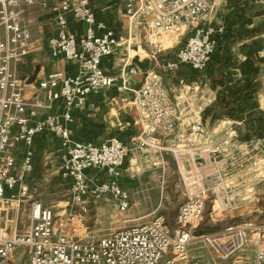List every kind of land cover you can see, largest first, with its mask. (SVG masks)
<instances>
[{
	"label": "built area",
	"instance_id": "built-area-1",
	"mask_svg": "<svg viewBox=\"0 0 264 264\" xmlns=\"http://www.w3.org/2000/svg\"><path fill=\"white\" fill-rule=\"evenodd\" d=\"M114 1L119 2L120 16L129 21V33L135 28L148 37V43L167 34L185 38L176 55L163 65L165 71L177 72L183 64L196 72L207 69L224 31L217 19L225 0ZM35 3L0 0V264H208L192 255L190 247L196 241L221 260L232 259L253 245L251 264H264V224L244 221L195 236L207 205L215 221L231 213L234 217L236 194L244 188L237 185L253 179L252 191L264 180V130L251 137H242L237 130L212 136L203 124V112L219 98L215 91L193 88L196 101L192 103L183 95L173 99L154 69L132 65L117 74L105 72L103 59L115 54L132 33L118 37L97 18L91 0H55L52 4L54 34L47 40L48 51L53 58L74 60L77 72L47 73L27 98L25 89L30 83L17 64L34 49L25 13ZM72 19L86 24L81 38L69 30ZM104 88L132 93V102L141 117L151 120L150 127L162 122L169 132L165 139L148 132L138 146H150L174 160L185 198L173 231L165 215L155 213L147 221L112 233L83 237L91 203L110 197L122 212L133 204L122 182V166L131 152L127 141L114 136L102 143L74 142L67 126L73 108ZM59 99L67 108L62 116L47 113L39 117L41 109L52 108ZM42 134L58 137L62 143L60 174L69 182L70 198L61 211L31 198L33 146ZM93 168L102 170L105 177L95 180L89 176ZM21 204L24 212L28 210L27 224L18 230L16 225L9 226L8 222L15 221L9 213ZM18 249L24 250V261L15 258Z\"/></svg>",
	"mask_w": 264,
	"mask_h": 264
},
{
	"label": "crops",
	"instance_id": "crops-1",
	"mask_svg": "<svg viewBox=\"0 0 264 264\" xmlns=\"http://www.w3.org/2000/svg\"><path fill=\"white\" fill-rule=\"evenodd\" d=\"M54 1L36 0L34 5L26 9L25 18L33 31L32 46L34 49L17 64V69L23 77L29 80L37 67L40 68L36 80L25 89L27 98L34 95L38 80L47 73L62 71L67 75H74L77 72V63L74 60L53 58L47 48V40L54 34V19L51 11ZM91 5L97 18L112 27L118 37L127 38L132 33V38L124 42L115 54L103 59L102 68L105 72L117 74L124 66L132 65H139L145 70L154 69L163 78L173 99L178 95H183L189 97L192 103L196 101L193 96L195 87L215 91L219 98L213 105L219 102L221 107L225 106L221 98L229 100L232 94H236L241 106L239 112L234 114V119L224 116L213 123L203 121L207 132L212 133V136H219L237 130L243 136L242 132L247 128L249 134L243 137H251L260 135L264 130V0L224 1L217 19L218 25L223 26L224 31L219 34L216 53L203 72H196L186 64L181 65L177 72L164 70L163 65L172 58L170 51H162L174 47L176 41L174 42L172 37L179 39L176 34L168 35L171 38L166 39L168 40L166 47H161L163 44H157L154 39L148 43V37H144L135 28L129 33V21L120 16L119 2L91 0ZM69 30L77 38H81L85 34L86 24L72 19ZM160 48L161 50L156 51ZM250 84L256 85L253 98L245 96L247 86ZM132 97V93L118 92L115 88H104L98 93H91L82 106L73 108V119L67 123V126L74 142L102 143L111 136H119L131 142V152L122 166V182L132 194L133 207L138 203V198L140 202L148 199L146 194L151 188L143 185L148 175L160 178L161 175L167 174L170 177L176 172L171 155L159 154V151L150 146H138L148 132H152L157 139H165L169 132L162 122L150 127L151 120L140 116L131 100ZM66 109L64 100L59 99L53 103L52 108L41 109L39 117H44L47 113L62 116ZM33 148L35 166L30 175L32 200L42 202L35 198L34 194L37 197L40 196L36 185L38 181L44 179L51 181L50 186L53 187L55 193L62 192V190L69 191V182L64 180L60 174L62 163L60 138L51 134H42L36 138ZM152 170L154 172H151ZM88 175L95 180H102L105 177L102 170L95 168L89 170ZM244 182L237 185L238 188H244L236 194L234 208L237 211H234V215L248 218L238 223L250 221L251 214L262 216L261 213L264 212V180L256 184L252 191L250 184L253 179H245ZM135 190L142 197H138ZM131 209L124 212L121 218L125 223L144 221L149 216L143 215V209L139 211ZM232 215V213L229 214L230 217ZM208 250L212 256L208 264H228L212 261L214 256L209 248ZM192 255L200 257L194 253ZM253 256L254 250L251 245L230 259L232 262L229 264H251Z\"/></svg>",
	"mask_w": 264,
	"mask_h": 264
},
{
	"label": "rangeland",
	"instance_id": "rangeland-1",
	"mask_svg": "<svg viewBox=\"0 0 264 264\" xmlns=\"http://www.w3.org/2000/svg\"><path fill=\"white\" fill-rule=\"evenodd\" d=\"M168 35L169 34L160 38L157 42L159 43L161 42L160 45H162L163 41H165L167 38H171V36L168 37ZM172 39L174 40V42L176 41L174 43V47L162 51V52L170 51L171 58H173L176 55L177 51L180 49V47L184 45L185 38L177 39L176 37L174 38L172 37ZM161 47H166V45L165 46L162 45ZM222 118L224 117L222 116ZM242 134L243 136L248 135L249 134L248 129L245 128V131L243 130ZM128 144L131 148L132 147L131 142H128ZM151 172H154V170H152ZM48 178L51 179V177ZM50 184L51 181H47L46 179L42 181H38L36 185L37 186L36 189L40 196L37 197L34 194V197L42 200L43 204L49 206H55V208H57V211H61L62 205H65V201H67L70 198L69 191L62 190V192L55 193L53 191V187L50 186ZM136 185L138 186L139 183ZM143 185H145V187L151 188L148 194H146L148 199L145 201H141L142 202L141 203L140 198H138V203L135 206H133L131 210L139 211L143 209L144 210L143 215H149L147 219H145L144 221L149 220L155 213H163L166 217L168 225L173 231L179 205L183 202L185 198V188L180 183L178 175L171 174V176L168 177L167 174H165V175H161L160 178L158 177L155 178V176L148 175L147 180L143 181ZM135 193L138 195L136 190ZM138 197H142V196L138 195ZM97 201H98L97 203H91L90 205L91 206L90 211L86 217V222H85L86 230L83 233L84 238H97L102 235L117 231L126 226H130L142 222L139 221L136 223H125L123 219H121L124 212L120 211L115 207L114 201L110 197L101 198ZM210 212H211V206L209 204L207 205L206 214L204 216L202 223L195 231V236H201L209 232L220 230L226 226L236 224L239 221H243L244 219L248 218L246 216L240 217L238 215H234V217L231 218L227 217L225 219L215 221L214 219L211 218ZM9 214H10V218L16 221V223L15 221L11 223L8 222L9 226L14 227L16 225L18 230H21V228H23V226L27 224L25 221H27L26 218H27L28 210L24 212L23 204H21V206L18 207L17 205H15L13 208H10ZM261 214L263 215L256 216L254 214H251L249 218L254 223L264 224V212ZM1 225L3 226V224ZM23 251H24L23 249H18L15 253V258L24 261L26 257H24L25 255ZM190 251L191 253L196 254V256H200V258L203 259L205 262H209L210 261L209 259L212 257L211 253L208 250V247L205 246L202 242H198V241L194 242L193 246L190 247ZM212 261H215L217 263L221 262L228 264L232 262V260L230 259L221 260L216 257H214V260Z\"/></svg>",
	"mask_w": 264,
	"mask_h": 264
},
{
	"label": "trees",
	"instance_id": "trees-1",
	"mask_svg": "<svg viewBox=\"0 0 264 264\" xmlns=\"http://www.w3.org/2000/svg\"><path fill=\"white\" fill-rule=\"evenodd\" d=\"M255 86L256 85L251 84L247 86V92L245 94L247 98L254 97V93L256 91ZM221 102L225 105L224 107H221L220 103L218 102L203 112V121H209L210 123H213L214 121L222 118V116L234 117V114L239 112L241 102L236 98V94H232L229 100L224 98V100H221Z\"/></svg>",
	"mask_w": 264,
	"mask_h": 264
},
{
	"label": "water",
	"instance_id": "water-1",
	"mask_svg": "<svg viewBox=\"0 0 264 264\" xmlns=\"http://www.w3.org/2000/svg\"><path fill=\"white\" fill-rule=\"evenodd\" d=\"M39 71H40V68L37 67V69L35 70L34 74H33V75L31 76V78L28 80V83H33V82L36 80Z\"/></svg>",
	"mask_w": 264,
	"mask_h": 264
},
{
	"label": "bare ground",
	"instance_id": "bare-ground-1",
	"mask_svg": "<svg viewBox=\"0 0 264 264\" xmlns=\"http://www.w3.org/2000/svg\"><path fill=\"white\" fill-rule=\"evenodd\" d=\"M160 41H161V40H160ZM165 41H166V40H165ZM165 41L162 42L163 46L166 45V43H168V40H167L166 42H165Z\"/></svg>",
	"mask_w": 264,
	"mask_h": 264
}]
</instances>
